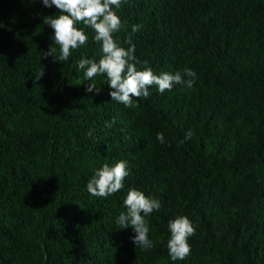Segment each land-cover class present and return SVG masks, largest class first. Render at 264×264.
<instances>
[{"label": "trees", "instance_id": "obj_1", "mask_svg": "<svg viewBox=\"0 0 264 264\" xmlns=\"http://www.w3.org/2000/svg\"><path fill=\"white\" fill-rule=\"evenodd\" d=\"M112 7L123 25L113 38L135 44L137 70L197 79L163 94L153 85L126 107L106 76L86 80L77 66L103 56L93 29L78 24L88 41L68 61L45 59L60 55L43 23L55 6L0 0V264H264V0ZM121 160L124 187L91 196L95 172ZM130 189L162 204L145 217L147 250L116 222ZM181 216L196 231L173 261L168 225Z\"/></svg>", "mask_w": 264, "mask_h": 264}, {"label": "clouds", "instance_id": "obj_2", "mask_svg": "<svg viewBox=\"0 0 264 264\" xmlns=\"http://www.w3.org/2000/svg\"><path fill=\"white\" fill-rule=\"evenodd\" d=\"M41 3L47 8L55 6L60 13L43 19V23L53 29L52 39L60 46V55L57 57L54 50L49 48L47 52H44L43 58L53 56L55 60L68 61L72 51L88 41V36L78 27V24L82 23L93 29L95 41L101 43L103 56L98 62L94 59L81 58L77 66L85 70L86 80L96 76H106L112 100L131 107L133 98L137 102L142 97L148 98L151 95L149 88L153 85L157 86L161 94L166 90L171 91L175 85L193 87L197 74L190 68H185L183 73L165 72L160 75H155L151 68L137 70L136 64L139 61L134 55L135 44L129 38L125 43L131 46L126 49L113 38V34L119 32L123 25L112 6L119 9L122 0H41ZM142 27L141 24H134L132 31L138 32ZM43 75V71L35 75L34 83L38 82ZM94 90L99 92V89L90 84L86 89L88 92ZM191 136L192 132L189 131L185 134L184 140L190 139ZM157 139L160 143H165L163 133H157ZM184 140L180 142L184 143ZM128 175L126 161L121 160L111 167L105 164L89 180L86 185L87 191L93 197L107 198L124 187L123 182ZM123 203L127 211L121 212L116 222L121 228L132 227L136 233L132 237L136 248L144 250L151 248L153 241L149 239V225L145 217L153 211H159L162 207L161 202L146 196L141 191L130 189ZM168 227L171 234L167 244L169 256L173 261H183L191 254L188 240L195 234L196 229L186 216L170 221Z\"/></svg>", "mask_w": 264, "mask_h": 264}]
</instances>
